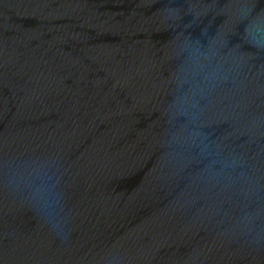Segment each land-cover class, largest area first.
Listing matches in <instances>:
<instances>
[{
  "label": "water",
  "instance_id": "95a60500",
  "mask_svg": "<svg viewBox=\"0 0 264 264\" xmlns=\"http://www.w3.org/2000/svg\"><path fill=\"white\" fill-rule=\"evenodd\" d=\"M0 264H264V0H0Z\"/></svg>",
  "mask_w": 264,
  "mask_h": 264
}]
</instances>
